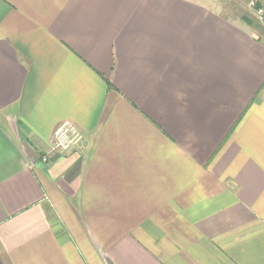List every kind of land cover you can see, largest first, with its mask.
<instances>
[{"label": "crops", "instance_id": "0c3cea01", "mask_svg": "<svg viewBox=\"0 0 264 264\" xmlns=\"http://www.w3.org/2000/svg\"><path fill=\"white\" fill-rule=\"evenodd\" d=\"M229 17L0 0V264H264V43Z\"/></svg>", "mask_w": 264, "mask_h": 264}, {"label": "built area", "instance_id": "2783aa9c", "mask_svg": "<svg viewBox=\"0 0 264 264\" xmlns=\"http://www.w3.org/2000/svg\"><path fill=\"white\" fill-rule=\"evenodd\" d=\"M248 10L261 21L264 20V0H247ZM85 141L84 132L70 121H62L56 125L49 140L48 151L41 155L43 162L55 154L82 147Z\"/></svg>", "mask_w": 264, "mask_h": 264}, {"label": "rangeland", "instance_id": "374dc122", "mask_svg": "<svg viewBox=\"0 0 264 264\" xmlns=\"http://www.w3.org/2000/svg\"><path fill=\"white\" fill-rule=\"evenodd\" d=\"M207 3H210L214 8L223 11L227 16H230V19H236L235 17H240L241 15L247 16L253 25L254 34L264 43V25L260 23L253 15L250 14V11L247 7V0H205ZM237 18V19H238ZM41 157V155H40ZM45 165L49 163L43 162Z\"/></svg>", "mask_w": 264, "mask_h": 264}, {"label": "trees", "instance_id": "16d2710c", "mask_svg": "<svg viewBox=\"0 0 264 264\" xmlns=\"http://www.w3.org/2000/svg\"><path fill=\"white\" fill-rule=\"evenodd\" d=\"M240 18L242 20L246 21L247 23L252 24V21L250 19H248L245 15L240 16Z\"/></svg>", "mask_w": 264, "mask_h": 264}, {"label": "water", "instance_id": "95a60500", "mask_svg": "<svg viewBox=\"0 0 264 264\" xmlns=\"http://www.w3.org/2000/svg\"><path fill=\"white\" fill-rule=\"evenodd\" d=\"M263 22H264V20H263ZM25 145H26V143H25ZM26 147L29 148L27 145H26ZM29 150H30V149H29ZM39 157H40V155L38 154V155H37V158H39Z\"/></svg>", "mask_w": 264, "mask_h": 264}]
</instances>
